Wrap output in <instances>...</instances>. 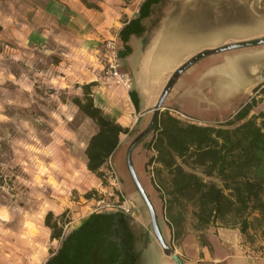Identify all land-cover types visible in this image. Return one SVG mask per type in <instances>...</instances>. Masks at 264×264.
I'll return each instance as SVG.
<instances>
[{
  "label": "rangeland",
  "instance_id": "obj_1",
  "mask_svg": "<svg viewBox=\"0 0 264 264\" xmlns=\"http://www.w3.org/2000/svg\"><path fill=\"white\" fill-rule=\"evenodd\" d=\"M139 2L0 0V264L47 263L60 244L45 223L49 213L54 215L51 224L58 223L66 232L94 213L122 210L128 202L132 212L146 213L147 234L154 238L148 208L126 159L130 144L149 125L138 118L130 98L146 80L139 64L147 59L172 61L173 55L186 59L210 40L227 37L228 45L264 38V0H161L145 22L146 34L131 42V56L120 58L121 77H114L108 73V62L124 48L119 37L127 18L123 12ZM179 17L181 24L174 21ZM176 26L180 34L171 30ZM178 44L179 50L171 46ZM255 51L263 52L264 45L230 52ZM179 68L160 72L149 89L144 86L150 94L156 91L151 110ZM181 82L168 95L163 112H179L189 118L185 123H225L252 98L260 101L254 114L264 112L263 80L222 115L180 110L175 102L183 90ZM89 84H94L96 106L130 130L121 136L99 177L88 170L86 155L98 127L73 103V98L83 97L81 87ZM154 137L152 131L138 144L133 164L166 241L179 244L182 238L169 234L164 201L153 183L155 164L146 167L156 155L151 148ZM187 219L184 235L197 234L190 213ZM198 236L202 241V234ZM253 236V246L264 248L260 235Z\"/></svg>",
  "mask_w": 264,
  "mask_h": 264
},
{
  "label": "trees",
  "instance_id": "obj_2",
  "mask_svg": "<svg viewBox=\"0 0 264 264\" xmlns=\"http://www.w3.org/2000/svg\"><path fill=\"white\" fill-rule=\"evenodd\" d=\"M161 0H146L137 19L126 24L119 37L124 44L119 52L125 59L132 49V36H141L153 7ZM82 86L83 97L73 98L79 111L92 120L98 132L87 150V168L101 175L103 167L120 146L122 135L130 130L108 118L96 106L92 88ZM137 110L138 94L130 93ZM260 101L252 98L230 120L218 125L185 123L166 111L161 113L153 131L151 148L156 155L146 164L154 167L153 183L164 201L170 229L177 240L185 234L188 214L195 229L203 233L210 227L238 228L249 243L254 234L264 241V112L254 114ZM45 223L52 239L60 243L46 264H93L97 251L122 234L121 214L94 213L83 225L65 236L59 224Z\"/></svg>",
  "mask_w": 264,
  "mask_h": 264
},
{
  "label": "crops",
  "instance_id": "obj_3",
  "mask_svg": "<svg viewBox=\"0 0 264 264\" xmlns=\"http://www.w3.org/2000/svg\"><path fill=\"white\" fill-rule=\"evenodd\" d=\"M145 1L140 0L135 8H133L134 3L124 9L123 13L127 15V18L122 23L121 30L127 23L139 17L141 6ZM131 9L134 11H131ZM130 11L132 16L129 14ZM150 16L142 21L145 28L144 33L141 36L131 37L129 42L131 49V42L146 34L145 22L150 19ZM174 21L181 24L180 21L183 20L177 19ZM171 30L180 34L181 29L176 26ZM210 41L209 44L201 45L200 50L204 52V50L222 47L227 44V37L224 41ZM171 46L173 49L178 50L182 47L179 44ZM163 47L165 48V45L161 46V48ZM201 51L199 52L201 53ZM131 54L132 52L125 59L129 58ZM198 54L184 57L186 59H181L180 55H173L172 61H169V59L160 60V58L152 61L147 59L139 64V68H141V64H144L143 71L147 75L146 80L141 81V87L139 83L140 90H135L138 94L139 110L135 108L131 99L138 118H145L149 123L152 119L153 112L149 107L155 100L156 91L152 94L148 92L151 80H155L160 72L171 70L172 67H181L187 60ZM139 70L142 73V69ZM186 73V76L181 78L183 80L179 79L182 81L181 87L183 90L176 99V106L189 114H206L208 112L212 115L213 113L216 115L226 114L231 111L237 98L249 95L250 90L258 86L260 81H264V51L230 52L213 55L201 60ZM144 86L148 88L147 91H145ZM154 89L156 90L155 87ZM147 92L152 96L151 99L148 98L151 96H148ZM146 94L148 97H144ZM148 115H151L149 119H147ZM213 119L215 120V117ZM207 124L205 126H208ZM100 213L121 214L122 219L120 222L123 230L119 239L116 238V235L114 239L108 241L105 249L100 248L97 251L93 264H264V248L256 249L253 244L242 236L238 228L210 227L203 233L205 236L204 243H202L201 237L198 236L200 232H197V234L190 232L188 235H184L181 241L179 240V244H175L174 241L168 243L175 252L174 257H168L156 237L152 238L147 234V216L142 210H136L132 214H126L122 210ZM89 217L81 224L64 232L65 236L79 229ZM169 234L171 238L172 234L174 235L172 230ZM262 245L264 247V241Z\"/></svg>",
  "mask_w": 264,
  "mask_h": 264
},
{
  "label": "water",
  "instance_id": "obj_4",
  "mask_svg": "<svg viewBox=\"0 0 264 264\" xmlns=\"http://www.w3.org/2000/svg\"><path fill=\"white\" fill-rule=\"evenodd\" d=\"M264 45V38H260V39H255V40H247V41H241V42H236V43H231L216 49H212V50H207L204 52L199 53L198 55L194 56L193 58H191L190 60H188L185 64H183L171 77V79L169 80V82L167 83L165 89L163 90L156 106L154 107V109L152 110L153 112V116L152 119L149 123V125L147 126V128L145 130H143L134 140L133 142L130 144L128 150H127V155H126V159H127V166L129 169V172L131 174V177L141 195V197L143 198L147 208H148V212H149V216H150V220H151V227L153 230V233L156 237V239L158 240V242L160 243V245L162 246L164 253L166 256L168 257H174L175 256V252L174 250L169 246L168 242L166 241L160 225H159V221H158V216L156 214L155 208L150 200V198L148 197L144 187L142 186L135 168H134V164H133V153L135 148L138 146V144H140V142L147 136L149 135L161 113L163 112V106L165 104V101L168 97V95L170 94V92L172 91V89L174 88V86L176 85V83L178 82V80L180 79V77L186 72L188 71L192 66H194L195 64H197L198 62H200L201 60L208 58L210 56L213 55H217V54H221V53H226V52H230V51H234V50H240V49H247V48H253V47H259V46H263Z\"/></svg>",
  "mask_w": 264,
  "mask_h": 264
},
{
  "label": "built area",
  "instance_id": "obj_5",
  "mask_svg": "<svg viewBox=\"0 0 264 264\" xmlns=\"http://www.w3.org/2000/svg\"><path fill=\"white\" fill-rule=\"evenodd\" d=\"M119 62H120V55L119 53H116L108 62L109 63L108 73L114 77L120 78L121 76L118 73ZM174 113L175 114L173 115L182 121L189 119L187 116L179 112H174ZM120 209H122V211H124L126 214H132V207L128 202H126L124 206H121Z\"/></svg>",
  "mask_w": 264,
  "mask_h": 264
},
{
  "label": "flooded vegetation",
  "instance_id": "obj_6",
  "mask_svg": "<svg viewBox=\"0 0 264 264\" xmlns=\"http://www.w3.org/2000/svg\"><path fill=\"white\" fill-rule=\"evenodd\" d=\"M177 19H181L180 17L179 18H177ZM170 56V55H169ZM143 69H144V64H142V76L144 75L145 77H146V74H145V72L143 71Z\"/></svg>",
  "mask_w": 264,
  "mask_h": 264
},
{
  "label": "bare ground",
  "instance_id": "obj_7",
  "mask_svg": "<svg viewBox=\"0 0 264 264\" xmlns=\"http://www.w3.org/2000/svg\"><path fill=\"white\" fill-rule=\"evenodd\" d=\"M169 49V48H168ZM170 50H172V49H170ZM173 51V50H172ZM170 56H172V54L170 55Z\"/></svg>",
  "mask_w": 264,
  "mask_h": 264
}]
</instances>
